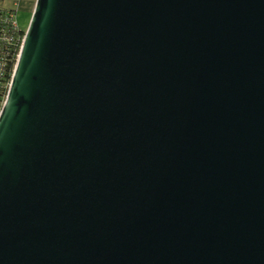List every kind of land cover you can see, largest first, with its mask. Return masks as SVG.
Segmentation results:
<instances>
[{"label":"water","instance_id":"1","mask_svg":"<svg viewBox=\"0 0 264 264\" xmlns=\"http://www.w3.org/2000/svg\"><path fill=\"white\" fill-rule=\"evenodd\" d=\"M0 264H264V0H36Z\"/></svg>","mask_w":264,"mask_h":264},{"label":"built area","instance_id":"2","mask_svg":"<svg viewBox=\"0 0 264 264\" xmlns=\"http://www.w3.org/2000/svg\"><path fill=\"white\" fill-rule=\"evenodd\" d=\"M17 5L6 8L0 5V106L2 94H7L14 74L26 31L20 26ZM15 59V66L10 81H6L10 63ZM3 106V105H2Z\"/></svg>","mask_w":264,"mask_h":264},{"label":"rangeland","instance_id":"3","mask_svg":"<svg viewBox=\"0 0 264 264\" xmlns=\"http://www.w3.org/2000/svg\"><path fill=\"white\" fill-rule=\"evenodd\" d=\"M16 1H19V0H0V3L4 7L9 8V7H12ZM35 3H36L35 0L30 2L29 4L27 3V8H25V10H20L17 15L19 24L25 31L27 30L29 26V23H30V20H31V17H32L34 8H35Z\"/></svg>","mask_w":264,"mask_h":264},{"label":"trees","instance_id":"4","mask_svg":"<svg viewBox=\"0 0 264 264\" xmlns=\"http://www.w3.org/2000/svg\"><path fill=\"white\" fill-rule=\"evenodd\" d=\"M0 5L3 6L1 3H0ZM14 66H15V59H14L13 62L10 63L9 71H8V73L6 75V81H10L11 75H12V72H13V69H14ZM7 94H2V96H3L2 101H3V103L6 100ZM2 105L0 106V111H1Z\"/></svg>","mask_w":264,"mask_h":264},{"label":"crops","instance_id":"5","mask_svg":"<svg viewBox=\"0 0 264 264\" xmlns=\"http://www.w3.org/2000/svg\"><path fill=\"white\" fill-rule=\"evenodd\" d=\"M33 0H19V1H16L13 6L17 5L19 11L20 10H25V8H27V3L29 4L30 2H32ZM36 1V0H35ZM25 5V6H24Z\"/></svg>","mask_w":264,"mask_h":264}]
</instances>
